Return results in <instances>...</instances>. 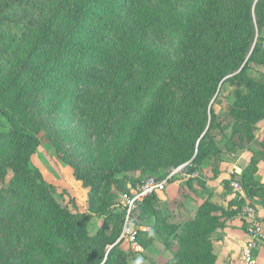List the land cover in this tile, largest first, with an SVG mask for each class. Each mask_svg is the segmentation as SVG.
I'll list each match as a JSON object with an SVG mask.
<instances>
[{
  "label": "rangeland",
  "instance_id": "374dc122",
  "mask_svg": "<svg viewBox=\"0 0 264 264\" xmlns=\"http://www.w3.org/2000/svg\"><path fill=\"white\" fill-rule=\"evenodd\" d=\"M195 3L196 0H118L116 4L107 0L97 1L89 8L83 26H78L81 28L73 38L76 42L72 49L75 62L66 69L68 73L64 77L48 78L45 86L27 75L9 95V98H13L20 86L32 87L40 92L35 101L44 128L37 135L39 145L30 156L28 165L40 171L55 203L68 207L72 212L88 213L93 185H103L97 198L109 207L104 214L90 212L87 223L89 235L103 231L112 234L117 223L114 221L115 215L111 217L110 213L123 211L141 180L148 176L162 178L176 170L165 189L157 192L153 214L143 217L130 215L131 224L126 229L149 233L150 239L138 234L134 236L133 244L119 239L125 227L126 207L114 244L117 242L127 253L128 264H137V261L139 264H168L175 257L176 242L167 245L152 230V226L158 212L172 224L189 219L180 218L183 215L180 204L187 196L193 197L188 184L182 195L177 193L176 187L183 179L184 183L188 178L200 180L197 177H206L205 171L208 169L213 174L217 169L223 170L227 174L223 189L232 196L229 202L234 205L232 211L243 219L242 229L247 240L249 223L244 218L249 214V200L246 193L242 197L234 191L231 182L237 181L244 172L243 180L264 185L257 179L264 164V157L260 155L264 151V89L261 92L258 90L264 86V23L260 32L255 27L252 47L258 40L259 52L257 59L250 62L243 84L238 87L225 80L238 69L219 80L212 97L203 101L204 115L200 107L191 109L184 104H179L174 112L172 124L176 128L173 133L181 140L192 136L184 131L186 118L181 119L182 112L185 111L187 119L198 122V125L204 117L194 153L186 161L179 163V157L186 147L166 144L165 139L156 138L152 143L153 150L146 159L156 169L147 171L142 169L140 159L134 157V150L128 148V141L158 85L162 69L175 54L176 36H169L166 30L171 29L176 34ZM228 4L229 1L224 8ZM32 34L20 42L14 37L10 44L7 43L8 35L0 36V55L9 60L6 71L0 76V86L10 79L30 49L34 38ZM91 51L102 56L105 67L90 64L88 57ZM76 77L97 81V84L77 85ZM248 85L254 86L250 89ZM246 109L253 113L248 114ZM0 130H7V126L4 124ZM149 134L145 130V135ZM200 140L206 156L199 165L193 166L195 170L189 172ZM144 141V138H140L136 149ZM156 147L163 148L159 158H156ZM11 150L12 143L2 150L0 164ZM126 151L130 152L129 156ZM11 178L12 172L9 170L4 180L0 181V189L10 184ZM182 188L184 186L181 191ZM43 203L39 204L40 207L31 203L21 193L20 185L7 192L0 206V264H6L8 257L38 241L37 228L42 225L41 214L48 206V202ZM257 206L260 209L256 207L252 214L264 234V205ZM135 212L139 213L140 210ZM219 212H216L220 217L218 223L222 222L224 227L225 221L233 216L225 217V212ZM218 228L221 227H216L209 234L212 264L219 261L215 241L222 237L214 234ZM255 252L253 264H264V238ZM238 253L242 264H249L242 257V248Z\"/></svg>",
  "mask_w": 264,
  "mask_h": 264
},
{
  "label": "trees",
  "instance_id": "16d2710c",
  "mask_svg": "<svg viewBox=\"0 0 264 264\" xmlns=\"http://www.w3.org/2000/svg\"><path fill=\"white\" fill-rule=\"evenodd\" d=\"M97 1L103 2L0 0V36L8 35L9 44L14 37L18 42L29 37L32 32L34 37L30 49L10 79L0 86V128L4 124L7 126V130H0V154L12 143L11 153L0 164V181L4 180L9 170L12 172L10 184L0 189V206L7 192L18 185L21 193L38 207L40 203L48 202L41 214L42 225L37 228L38 241L28 249L8 257L6 264H128L127 253L117 242L114 244L120 233L126 206L122 212L110 213L111 217L115 215L114 221L117 223L112 234L103 231L89 235L87 223L90 212L104 214L109 207L97 198L103 185H93L88 213L72 212L68 207L55 203L40 171L28 165L30 156L39 145L37 135L40 129L44 128L35 101L40 92L32 87L20 86L13 98H9L27 75H31L41 82V86H45L48 78L64 77L68 73L66 69L75 62L72 49L76 42L73 38L81 28L78 26H83L89 8L96 5ZM107 1L111 4L118 2ZM227 1L229 4L224 8ZM263 23L264 0H196L194 7L183 19L180 30L176 34L171 29L166 30L169 36H176L175 54L163 67L158 85L145 106L137 129L128 141V148L134 150V157L140 159L142 169H156L146 161L156 138L165 139L166 144L186 147L187 151L181 153L179 163L186 161L194 153L195 141L201 133L204 117L198 125V122L187 119L185 111L182 112L181 119L186 118L184 131L192 136L181 140L173 133L176 128L172 124L174 112L178 110L179 104L191 109L200 107L202 112L203 101L212 97L218 81L238 69L225 80L235 83L238 87L245 82L249 64L257 59L259 52L258 40L252 47L254 30L256 27L260 32ZM88 58L90 64L105 67L100 54L91 51ZM8 63L9 60L0 55V76L6 71ZM75 81L77 85L84 86L97 84V81L77 77ZM263 89L264 86H261L258 90L261 92ZM246 111L248 114L253 113L250 109ZM202 113L205 114L204 111ZM145 130L150 134L145 135ZM161 131L163 135L156 134ZM140 138L145 141L136 149ZM156 148V158H159L163 148ZM126 153L129 156L130 152ZM260 155L264 157V151ZM163 156L164 152L161 158ZM205 156V149L200 140L189 172L195 170L194 167L199 165ZM244 175L243 172L237 181L243 185L249 204L254 208L259 204L264 205V185L245 181ZM192 182V178L185 180L189 185ZM156 194L152 193L137 202L131 210V215L143 217L153 214ZM239 202L242 203L241 200ZM138 209L140 212L136 213ZM217 211L225 212V217L235 216V211L224 210L207 200L199 206L194 217L184 220L183 223H169L164 215L156 213L152 230L161 236L167 245L173 242L177 244V253L168 264H212L209 234L216 227L223 226L222 222L218 223L220 217ZM137 234L151 238L149 233L141 234L136 230L135 236ZM109 245L112 246L107 249Z\"/></svg>",
  "mask_w": 264,
  "mask_h": 264
},
{
  "label": "crops",
  "instance_id": "0c3cea01",
  "mask_svg": "<svg viewBox=\"0 0 264 264\" xmlns=\"http://www.w3.org/2000/svg\"><path fill=\"white\" fill-rule=\"evenodd\" d=\"M205 175L206 177H202V175L197 177L200 179V181L193 179L192 184H188V186L192 188L191 191L193 197L190 198L187 196L184 198L186 199L185 201L183 199L184 202L180 204L181 208L183 209V215H181L180 218L194 217L197 209L205 199H208V201H211L219 207H223L224 210H232L234 207V205L232 206L229 203L232 196L230 197V195H228L229 193L223 189L224 177L227 174L223 172V170L220 171L218 169L213 174V172L208 169L205 171ZM257 179L260 180V183L264 184V164L260 172L257 174ZM186 184L187 183H184V179L183 181H180L176 187L177 193L182 195L185 192V187L187 186ZM183 186L184 189L182 188L181 191V187ZM187 191L189 190L187 189ZM166 198L169 199L168 196H166ZM257 208L259 210L260 206H257ZM242 224V217L235 215L225 221L224 227L216 229L214 234L222 237L215 241V252L219 258V261L216 264H242L238 250L242 248V244L248 238L245 234V231L242 229ZM256 252H254V256H256Z\"/></svg>",
  "mask_w": 264,
  "mask_h": 264
},
{
  "label": "built area",
  "instance_id": "2783aa9c",
  "mask_svg": "<svg viewBox=\"0 0 264 264\" xmlns=\"http://www.w3.org/2000/svg\"><path fill=\"white\" fill-rule=\"evenodd\" d=\"M176 171V170H175ZM172 171L167 176L158 178L156 176H148L146 177L138 188L132 193L131 197L127 201V210L125 215V227L121 233L119 239L123 238L128 240L131 244L134 243L135 231L132 228L126 229L128 225L131 224L130 215L131 210L135 207V204L139 201H142L146 196L157 193L165 189L166 183L170 180L172 175L175 173ZM231 186L234 191L238 192L242 197H245V190L242 185L238 181H232ZM248 212L245 219L249 223L248 227V235L249 239L246 244L242 247V257L246 263L253 264L254 263V252L257 246L261 243L262 238H264L263 231L261 230L260 225L253 217V212L256 208L248 202Z\"/></svg>",
  "mask_w": 264,
  "mask_h": 264
},
{
  "label": "clouds",
  "instance_id": "9594fccd",
  "mask_svg": "<svg viewBox=\"0 0 264 264\" xmlns=\"http://www.w3.org/2000/svg\"><path fill=\"white\" fill-rule=\"evenodd\" d=\"M137 264H139V261H137Z\"/></svg>",
  "mask_w": 264,
  "mask_h": 264
}]
</instances>
